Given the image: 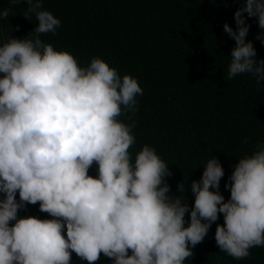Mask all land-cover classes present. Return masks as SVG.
Returning a JSON list of instances; mask_svg holds the SVG:
<instances>
[{"label":"clouds","instance_id":"clouds-1","mask_svg":"<svg viewBox=\"0 0 264 264\" xmlns=\"http://www.w3.org/2000/svg\"><path fill=\"white\" fill-rule=\"evenodd\" d=\"M11 2L27 3L23 16L34 15L38 26L0 46V264H71L73 252L87 264L101 254L114 264H185L220 214L221 252L242 260L264 247V143L236 163L227 202L219 192L224 169L216 157L208 159L191 183L190 210L181 195H169L165 177L172 173L153 147L144 145L132 162V117L143 94L138 81L121 78L100 58L81 67L69 52L43 42L41 34L55 35L61 26L43 0ZM245 13L264 30V0H243L235 31L223 25L235 41L228 79L248 73L260 83L264 60L254 59L246 42ZM9 15L11 7L0 10V20ZM256 38L264 43V33ZM124 113L131 123L120 121ZM93 165L96 177L88 174ZM178 191L184 194L183 183ZM36 204L52 219L18 217Z\"/></svg>","mask_w":264,"mask_h":264},{"label":"trees","instance_id":"trees-1","mask_svg":"<svg viewBox=\"0 0 264 264\" xmlns=\"http://www.w3.org/2000/svg\"><path fill=\"white\" fill-rule=\"evenodd\" d=\"M242 6L243 0H43V10L61 21L55 35L41 34L43 42L69 52L81 67L100 58L121 78L138 81L143 94L136 97L138 112L132 117V162L144 145L153 147L172 173L165 177L169 195H181L190 210L195 201L191 183L201 179L208 159L216 157L224 169L219 192L227 202L225 185L236 163L251 156L257 142L264 143V80L258 83L248 73L228 79L235 41L223 25L235 31L234 13ZM9 7L15 15L0 20V46L25 38L38 26L34 15L29 20L23 16L27 3L0 0V10ZM244 16L250 25L246 42L253 43L254 59L264 60V43L256 38L264 30L256 18ZM119 119L131 123L127 113ZM88 174L97 176L95 165ZM181 183L184 194L178 191ZM29 216L52 219L39 204L18 212L20 218ZM184 219L187 227L190 212ZM223 223L220 214L185 264H264V247L250 249L242 260L221 252L215 232ZM71 264L87 261L73 252ZM96 264L114 262L101 254Z\"/></svg>","mask_w":264,"mask_h":264}]
</instances>
